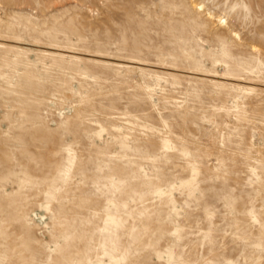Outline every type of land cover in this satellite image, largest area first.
<instances>
[{
    "label": "rangeland",
    "instance_id": "1",
    "mask_svg": "<svg viewBox=\"0 0 264 264\" xmlns=\"http://www.w3.org/2000/svg\"><path fill=\"white\" fill-rule=\"evenodd\" d=\"M0 264H264V0H0Z\"/></svg>",
    "mask_w": 264,
    "mask_h": 264
},
{
    "label": "bare ground",
    "instance_id": "2",
    "mask_svg": "<svg viewBox=\"0 0 264 264\" xmlns=\"http://www.w3.org/2000/svg\"><path fill=\"white\" fill-rule=\"evenodd\" d=\"M198 7H199L200 9H202V10L204 9V6H203V5H198ZM220 20H221V22H223V23L225 22L224 19H220Z\"/></svg>",
    "mask_w": 264,
    "mask_h": 264
}]
</instances>
